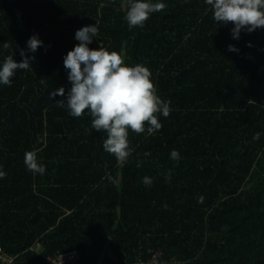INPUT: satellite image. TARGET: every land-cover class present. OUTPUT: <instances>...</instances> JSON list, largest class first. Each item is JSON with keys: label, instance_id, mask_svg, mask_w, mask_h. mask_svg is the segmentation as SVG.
Wrapping results in <instances>:
<instances>
[{"label": "trees", "instance_id": "1", "mask_svg": "<svg viewBox=\"0 0 264 264\" xmlns=\"http://www.w3.org/2000/svg\"><path fill=\"white\" fill-rule=\"evenodd\" d=\"M159 2L165 10L129 30L127 0H0V66L22 62L21 49L34 57L0 84V249L11 264L74 250V264H264V28L237 40L205 0ZM95 24L89 47L147 67L170 101L161 130L130 131L123 165L87 110L74 118L56 105L71 89L63 58L75 33ZM60 87L65 97L51 99ZM33 150L44 175L26 169Z\"/></svg>", "mask_w": 264, "mask_h": 264}, {"label": "clouds", "instance_id": "2", "mask_svg": "<svg viewBox=\"0 0 264 264\" xmlns=\"http://www.w3.org/2000/svg\"><path fill=\"white\" fill-rule=\"evenodd\" d=\"M209 6L213 19L217 24L231 23L233 39H239L240 33H252L264 28V0H205ZM127 11L124 20L129 30L143 28L151 14L166 9L165 3L152 0H127ZM98 36V26H86L77 30L75 39L79 43L63 58L64 68L68 71V81L71 89L66 99L56 102L60 108H66L68 114L74 118L82 117L87 110L91 117V127L96 132L106 133L103 149L113 155L123 165L132 155L133 149L129 144L130 131L149 136L162 129L159 115L165 118L170 115V101L162 100L153 83L151 71L140 64L127 66L121 54L109 52L104 47L91 49L90 44ZM43 43L37 35L27 41V51L35 53ZM4 47H9L4 43ZM251 47V45H249ZM229 52H238L229 45ZM22 62L17 63L13 54L5 57L0 66V84L11 87L12 78L18 70L28 71L31 61L24 49L20 50ZM43 82V79H41ZM65 97V89L60 87L50 93V98ZM257 133L253 139L258 140ZM150 155L145 153V156ZM170 158L175 161L181 159L177 150L171 151ZM26 169L35 174L44 175L46 167L40 163L37 152L26 151L24 154ZM137 163V167H140ZM6 177V172L0 170V179ZM171 171L166 176L170 182ZM142 183L151 187L153 180L145 176ZM203 197H200V202Z\"/></svg>", "mask_w": 264, "mask_h": 264}, {"label": "built area", "instance_id": "3", "mask_svg": "<svg viewBox=\"0 0 264 264\" xmlns=\"http://www.w3.org/2000/svg\"><path fill=\"white\" fill-rule=\"evenodd\" d=\"M78 257H79V252L74 250V251L62 253L58 256L57 259H53L52 261L55 264H74L78 259ZM12 260L13 259L10 256L4 254L0 249V262L2 264H9L10 262H12Z\"/></svg>", "mask_w": 264, "mask_h": 264}, {"label": "rangeland", "instance_id": "4", "mask_svg": "<svg viewBox=\"0 0 264 264\" xmlns=\"http://www.w3.org/2000/svg\"><path fill=\"white\" fill-rule=\"evenodd\" d=\"M37 251L40 252L41 251V248L40 247H37ZM9 264H11V262Z\"/></svg>", "mask_w": 264, "mask_h": 264}]
</instances>
